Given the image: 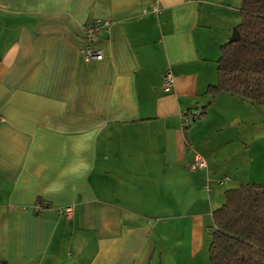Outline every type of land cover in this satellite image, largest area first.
Segmentation results:
<instances>
[{
	"label": "crops",
	"instance_id": "0c3cea01",
	"mask_svg": "<svg viewBox=\"0 0 264 264\" xmlns=\"http://www.w3.org/2000/svg\"><path fill=\"white\" fill-rule=\"evenodd\" d=\"M242 3L0 0V264H209L223 187L264 180V106L208 94Z\"/></svg>",
	"mask_w": 264,
	"mask_h": 264
},
{
	"label": "trees",
	"instance_id": "16d2710c",
	"mask_svg": "<svg viewBox=\"0 0 264 264\" xmlns=\"http://www.w3.org/2000/svg\"><path fill=\"white\" fill-rule=\"evenodd\" d=\"M240 11V39L222 47L218 83L208 94L264 106V0H243ZM213 222L209 264H264V182L227 190Z\"/></svg>",
	"mask_w": 264,
	"mask_h": 264
},
{
	"label": "built area",
	"instance_id": "2783aa9c",
	"mask_svg": "<svg viewBox=\"0 0 264 264\" xmlns=\"http://www.w3.org/2000/svg\"><path fill=\"white\" fill-rule=\"evenodd\" d=\"M152 12L157 14L159 12V4L158 2L153 6ZM111 23L106 20L97 19L94 20L91 24H89L85 28V36L88 40H94L100 36L103 32H108L110 30ZM84 55L87 61H101L103 59V52L101 50L94 49L91 46H88L85 51ZM175 79L171 72H167L164 77L163 82V90L166 93H170L174 87ZM203 117V112L201 110H195L184 115V123L185 125H190ZM208 167L207 161L201 157L196 156L194 163L191 165L192 170H204ZM207 191L210 193L212 189L210 186H207ZM46 208L42 204L36 205L37 212H44ZM65 213L71 216L73 214V208H67Z\"/></svg>",
	"mask_w": 264,
	"mask_h": 264
},
{
	"label": "rangeland",
	"instance_id": "374dc122",
	"mask_svg": "<svg viewBox=\"0 0 264 264\" xmlns=\"http://www.w3.org/2000/svg\"><path fill=\"white\" fill-rule=\"evenodd\" d=\"M259 109V112H260V123H262L264 125V107H258ZM192 126V124L190 125ZM262 130H264V127H261ZM261 130V129H260ZM263 134H260V137L262 136ZM259 181L258 183H263L264 180H258ZM261 181V182H260ZM232 187H238V186H235V184H230V183H227L222 190H227L229 188H232Z\"/></svg>",
	"mask_w": 264,
	"mask_h": 264
},
{
	"label": "water",
	"instance_id": "95a60500",
	"mask_svg": "<svg viewBox=\"0 0 264 264\" xmlns=\"http://www.w3.org/2000/svg\"><path fill=\"white\" fill-rule=\"evenodd\" d=\"M240 32L238 29H235L232 33V36L230 37V42H237L240 39Z\"/></svg>",
	"mask_w": 264,
	"mask_h": 264
}]
</instances>
